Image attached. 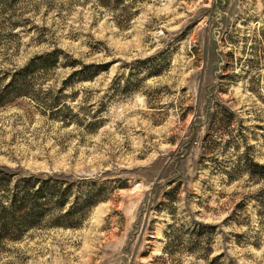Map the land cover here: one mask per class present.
I'll return each mask as SVG.
<instances>
[{
  "label": "rangeland",
  "instance_id": "374dc122",
  "mask_svg": "<svg viewBox=\"0 0 264 264\" xmlns=\"http://www.w3.org/2000/svg\"><path fill=\"white\" fill-rule=\"evenodd\" d=\"M249 161L264 0H0V171L106 197L1 244L0 264H264Z\"/></svg>",
  "mask_w": 264,
  "mask_h": 264
},
{
  "label": "trees",
  "instance_id": "16d2710c",
  "mask_svg": "<svg viewBox=\"0 0 264 264\" xmlns=\"http://www.w3.org/2000/svg\"><path fill=\"white\" fill-rule=\"evenodd\" d=\"M44 57H39L43 68L55 65V53ZM13 83L5 90L21 92L27 89L22 82L12 91ZM249 162L250 175L264 178V165ZM13 177L14 174L0 171V245L18 241L29 231L44 226L76 228L88 210L106 199L103 188L92 189L91 182L77 186L56 177L28 175L12 184ZM73 191L77 192L76 196L72 195ZM196 235L199 236V231Z\"/></svg>",
  "mask_w": 264,
  "mask_h": 264
}]
</instances>
